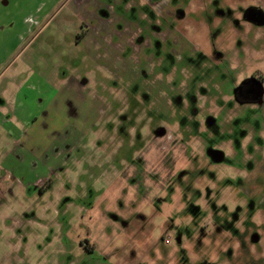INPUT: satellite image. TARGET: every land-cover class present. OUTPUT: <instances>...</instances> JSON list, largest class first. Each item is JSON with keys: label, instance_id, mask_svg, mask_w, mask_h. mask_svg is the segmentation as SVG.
<instances>
[{"label": "rangeland", "instance_id": "374dc122", "mask_svg": "<svg viewBox=\"0 0 264 264\" xmlns=\"http://www.w3.org/2000/svg\"><path fill=\"white\" fill-rule=\"evenodd\" d=\"M29 2L0 24V112L50 119L2 117L0 264H264V109L213 103L264 24L233 0Z\"/></svg>", "mask_w": 264, "mask_h": 264}, {"label": "flooded vegetation", "instance_id": "af4514ba", "mask_svg": "<svg viewBox=\"0 0 264 264\" xmlns=\"http://www.w3.org/2000/svg\"><path fill=\"white\" fill-rule=\"evenodd\" d=\"M233 1L237 2V8L231 11V19L252 25L264 24V0ZM228 61L233 72L230 76L231 86L226 93L218 91L213 103L220 111L227 107V116L232 117L231 119L241 120V116L235 114V111L264 109V57L233 54Z\"/></svg>", "mask_w": 264, "mask_h": 264}, {"label": "crops", "instance_id": "0c3cea01", "mask_svg": "<svg viewBox=\"0 0 264 264\" xmlns=\"http://www.w3.org/2000/svg\"><path fill=\"white\" fill-rule=\"evenodd\" d=\"M29 1L30 0H0V24L4 23V20H6L7 26L11 28V27H13V25L16 24L15 17H17V20L21 22L22 27H27V25H31L32 24L31 14L23 15V13H25L24 10H25L26 5L30 3ZM32 1H33V4H35L34 3L35 1L37 2V7L33 8V9H35L37 12H40L44 6H50L49 10L53 9L52 7H56L57 5H59L61 0H32ZM64 4H65V2H63L61 5H64ZM8 8H12V10H9V11L16 13V15L11 16L12 19H9L11 14L7 15L8 16L7 18H5L6 15L3 14V12ZM29 12H31V11H29ZM6 34L8 36L11 35L10 32H7ZM20 35H21V32L13 34V36H20ZM15 105H16V107L14 108V112L11 113V117L10 116L6 117L7 119H9L8 122H7L6 118L3 116V113L0 112V123L2 124L4 122H6V123H9L11 125H14V128L10 129V132H12L13 134L15 133V130H19V128L14 123H12V121H11L12 117H15L17 119V121L19 123L21 122L22 124H24V122L25 123L28 122V120H30L32 118H34L36 120L38 119L40 124L49 123L48 120L50 119V117L48 116L49 115L48 111H43V112H40L39 114H37V116H33L31 114V112L28 113L26 111V113H25V111H23V112L17 111V107H20V106H18V104H15ZM2 117L4 118V122L2 120ZM20 135H21V131H19L17 136H20ZM11 169L16 170V168H14V167H12V168L0 167L1 173L6 175L5 179L0 180V182H2V181L4 182V181H8L9 179H12L13 175L11 174V171H12ZM16 179L17 178H15V180ZM37 182L42 183V180L38 179Z\"/></svg>", "mask_w": 264, "mask_h": 264}]
</instances>
